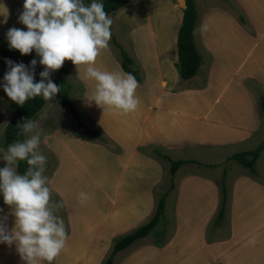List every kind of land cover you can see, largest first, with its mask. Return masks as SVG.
<instances>
[{
	"label": "crops",
	"instance_id": "0c3cea01",
	"mask_svg": "<svg viewBox=\"0 0 264 264\" xmlns=\"http://www.w3.org/2000/svg\"><path fill=\"white\" fill-rule=\"evenodd\" d=\"M235 1L256 33L250 36L224 8L206 14L200 19L201 23L198 22L201 25L198 35L205 52L202 61L210 62L203 76L181 81L176 66L179 61L177 32L181 23L176 34L161 27L158 38L162 45L152 52L155 59L153 70L147 68L143 56L140 57V65L148 72L144 92H141L146 100L138 95L137 108L128 114H119L109 108L103 110L90 100L83 102L92 124L117 147V154L107 151L100 155L101 172L96 165L98 177L101 176L100 187L93 182L107 202H111L112 209L104 212L97 204L93 208V188L90 185L69 194L67 198L75 200L67 206L75 211L70 215L74 220L65 235L64 248L52 264H102L115 237L130 232L141 222V216L152 212L156 205L154 191L159 190L165 168L160 161L163 157L157 155L155 158L151 152L141 154L142 145H155L163 154L172 151L188 153L206 147L225 151L232 147L235 151L226 154V158H230L264 142V113L258 107L259 98L256 99L249 85L251 81L257 82L258 89L263 88L261 94H264V0ZM178 2V6L173 3L172 7L184 10V1ZM169 13L168 17L175 18V14ZM21 27L22 30L25 28L22 24ZM198 51L200 53L199 48ZM79 76L83 77L82 71ZM85 82L94 81L86 79ZM56 140L52 148L57 162L49 189L62 198L66 188L63 181L59 183L56 179L65 177L71 181L74 171L87 164L90 151L94 148L99 151L100 147L83 143L68 133ZM236 148L244 149L238 151ZM263 157L264 149L256 164L258 175L255 177L240 164L243 169H237L234 174L231 170L227 172L231 204L226 237L222 236V226L212 224L220 203V181L209 174L183 170L187 164L173 177L174 222L169 227L171 235L165 245L159 248L153 241L143 239L118 253L114 264H264ZM98 161L95 159L96 163ZM221 162L218 160L214 167ZM78 181L86 186V179ZM81 192L86 193L83 202L79 197ZM120 201L129 209L116 207ZM93 213L101 215L97 229L91 224ZM2 214L7 216L6 222L11 228L9 223L12 225L14 218L10 209L4 208L0 217ZM107 224L103 232L102 227ZM249 239L255 242L248 244ZM0 264L24 262L14 245L0 243ZM37 264L49 263L37 261Z\"/></svg>",
	"mask_w": 264,
	"mask_h": 264
},
{
	"label": "clouds",
	"instance_id": "9594fccd",
	"mask_svg": "<svg viewBox=\"0 0 264 264\" xmlns=\"http://www.w3.org/2000/svg\"><path fill=\"white\" fill-rule=\"evenodd\" d=\"M18 22L26 30L9 28L5 34L8 48L21 55L34 51L39 60L33 58L28 66L5 61L7 70L0 88L11 101L23 105L36 96L49 101L60 91L50 73L70 60L76 67L85 66V79L94 81L90 101L97 107L119 114L137 108L134 76L93 66L100 50L108 45L112 23L101 0L88 4L84 0H23ZM37 63L43 66L38 74L41 79L33 82ZM17 136L23 139L0 147V160L5 162L0 167V197L14 218L9 228L7 216L0 217V243L14 245L24 264L51 262L65 245L63 221L54 214L61 204L50 201L47 177L43 175L46 157L38 148L41 133L37 123L31 119L18 123ZM19 161L27 165L23 174L16 171ZM79 197L83 202L86 193L81 192Z\"/></svg>",
	"mask_w": 264,
	"mask_h": 264
},
{
	"label": "rangeland",
	"instance_id": "374dc122",
	"mask_svg": "<svg viewBox=\"0 0 264 264\" xmlns=\"http://www.w3.org/2000/svg\"><path fill=\"white\" fill-rule=\"evenodd\" d=\"M178 1L179 0H134L132 3H130L120 11L116 12L115 14L109 15V17L112 20V23L110 25L111 36L108 41L107 47L101 49L100 52L98 53L93 66L101 71H109L121 75L125 74L120 64L121 56L119 54V49L113 43V39H116V41L123 47V49L127 52V54L130 55L137 64L139 63V68H140L139 74L141 78L139 81L135 79L137 81V88L135 89V93L137 98L138 95H141L142 100H146L145 95L141 92H144L143 89L145 88L144 86L146 85V77L148 78V72L146 69H144L142 65H140L141 62L140 57L143 56L142 59L146 61V67L153 70V68L155 67L154 64L155 59H154V54L152 52L154 51L155 48L156 49L161 48L162 45L161 43L162 40L158 38L160 28L165 27L167 28L168 31H172L173 33L176 34V29L178 25L181 23L183 9L172 7L173 3L178 6L179 3ZM84 2L85 4H88L91 2V0H84ZM22 4H23V0H0V40L7 42L5 34L9 28L12 27L20 28L21 23L18 22V16L22 11ZM195 4L199 17V23H201L200 19L205 17L206 14H209L211 11L217 12L220 8L226 9L235 18H236L235 13L242 11L239 9L238 4H236L235 0H195ZM168 13L175 14V18L172 19L170 16L168 17L167 16ZM199 23H197L195 30V38H196L195 42L200 50L202 58H204L203 54L205 52L203 50V45L201 42L202 39L201 36L198 35V33L200 34V29L198 31V28L201 27ZM20 29H22V27ZM244 29L249 33L250 36H253L256 33L254 26H252L250 23L248 24V27H244ZM23 30H26V27ZM137 51H138V57H137ZM23 57L27 66L29 64V61L32 60L33 58H36L37 61L39 60V57L36 56L34 51L30 52L29 54L23 55ZM66 64L68 69L67 81L69 85V96L80 115L79 121H77V119L75 118V116L72 114V112L68 107L61 106L60 104H58L54 97H52L49 101L45 100L44 107L38 113V115L33 119V121L37 123L41 133L40 144L38 145V148L40 153L46 157L43 175L47 177V186L50 187L49 186L50 177H52V175L55 174V172L53 173V171L57 161L52 145L55 142L56 138H58L59 136L62 137L63 135L68 133L69 136H73L77 138L79 141H82L83 143H93L92 146L96 145L100 147V150L97 151L94 148L92 152L90 151V154L87 157V161H88L87 164L83 167L82 166L79 167L78 171H74V174L73 172H71L70 174L71 177L72 174L74 175L71 181H67L65 177L56 179V182L59 183L63 181L64 187L66 188L64 196L62 198L55 196L50 191V201L53 203L61 204V207L56 209L54 214L57 215L63 221L65 235L68 233L70 223L74 220V217L70 215L75 213V211H73L71 207H67L69 206L68 203L70 201H75L67 198L69 197V194H71L74 190L84 189L85 187L88 188V185H90L91 188H93L92 190L93 197L91 200L93 201L92 202L93 208H96V206L98 205L99 208L104 212L110 211L112 209L111 202H107L108 200L105 199L102 192L97 188V186L95 187L93 182H97L98 186L100 187L99 180L101 176L98 177L99 171L101 172L100 155H102V153L104 152L107 153V151L108 153H113V154H117L118 152L116 146H112L114 145V142L112 140H110V142L108 140V143H103L104 144L103 145L100 142V140L94 139L95 137L91 133L90 134L88 133L87 128L105 134L94 124H92L93 122H91V118L87 113L83 103L85 100H91L94 91V82H90V83L85 82L86 80L84 77L85 66L83 65L77 66L76 69V66H74L70 60H67ZM207 64L208 63L206 61H202L197 76L200 75L203 76L208 66L210 67V62L208 65ZM79 71H82L83 73L82 78L81 76H79ZM4 73L5 71L3 70V67L0 63V81H2ZM87 81L90 80L87 79ZM83 82H85V84ZM249 85L251 87L250 89H252L253 91L254 96L258 100L259 95L262 92L257 87L259 84L255 81H251ZM12 103L14 102L11 101L4 93L3 89L0 88V139L3 137L5 127L7 126V124L11 119ZM58 140H56V142H58ZM154 149H156L155 145L152 144L142 145L139 149V152L141 154L151 152L155 155L154 157L157 158L156 156L159 154H157ZM236 149L240 151V149H244V148H236ZM252 149H254V146ZM234 151L235 149L232 147L226 149L225 151L220 150L218 148L210 149V147H206L203 150L192 151V152L188 151V153L184 151H172L169 153L166 152V155H168L174 161L179 159L182 160L198 159L195 161V163H190L188 165L186 164L187 166L184 165L185 167L183 170H187L188 172H193V173H203L205 175L209 174L212 175L216 180H219L221 182L222 180L221 172L223 171H219L220 169L222 170L223 168H225L227 171L231 170L232 171L231 173L233 174L234 171H236L237 169H238L237 171H239L240 168L243 169L238 163L233 162L231 160L227 161V159L229 158H226V154ZM154 157L152 156L153 159ZM95 159H99V161L96 163ZM165 160L164 159L160 160L165 168V172H164V179L162 176V182L158 185L157 189L159 190L154 191V195L156 199L160 198V196L164 194V192L168 189V185H169L167 183V180L170 178L168 171L170 170L171 164L168 160L167 161ZM218 160L222 161L221 164L218 167H214V165L217 163ZM261 160L264 161V157ZM4 164L5 162L0 160V167H3ZM97 164L99 165L98 166L99 171L96 168ZM17 165H16V171H17ZM81 178L86 179V183H85L86 186L79 184L78 180H80ZM228 181L229 179L227 178L226 182ZM168 198L169 199H167L168 203H167V210L165 216L159 223L158 227L155 229L156 231L161 230L164 226L167 225L170 227L173 226L174 214L172 213V209L175 202V192L172 191ZM118 205L116 207L129 209L122 201L118 202ZM4 208L9 209V206L5 205L3 203L2 197H0V209L3 210ZM154 211H155V207L148 216L145 217L141 216L139 218L141 222H139L137 227L146 223L153 216ZM3 216L5 215L2 214V217ZM100 217H101L100 214L97 213L92 214L91 224L94 229L99 228L98 225L100 224ZM212 224L215 225L214 222ZM9 226L12 227L10 223ZM107 227L108 224L105 227H102L103 228L102 231L105 232ZM137 227H135L134 229H136ZM221 230L223 231L222 236L226 237L229 233V217H227V219L224 221ZM103 232H101V234H103ZM155 234L156 233L153 232L151 235L147 236L144 240L146 242L154 241L153 235L155 236ZM118 236L120 235H117L116 237ZM87 252L88 250L85 251L84 253Z\"/></svg>",
	"mask_w": 264,
	"mask_h": 264
},
{
	"label": "trees",
	"instance_id": "16d2710c",
	"mask_svg": "<svg viewBox=\"0 0 264 264\" xmlns=\"http://www.w3.org/2000/svg\"><path fill=\"white\" fill-rule=\"evenodd\" d=\"M134 0H101L104 5V11L109 16L111 14H115L120 11ZM185 1V9L183 10L182 22L177 32V49H178V57L179 61L177 63V67L180 73L181 81H188L195 77L198 74L199 68L202 64V57L198 51V46L196 45L195 38V30L197 23L199 22V17L196 9L195 0H184ZM238 22L244 26L248 27L249 21L244 13L237 12L235 13ZM111 36V35H110ZM113 43L118 47L119 54L121 56L120 64L125 73H130L134 78L139 81L141 76L139 74L140 68L139 63L137 64L130 55L123 49V47L113 39ZM6 60H11L13 62H23L25 65L24 57L21 55L18 50L9 49L7 46V42L0 40V63L3 67V70L6 71ZM65 60L62 66L50 73V79L55 83L60 91L54 96L55 100L61 106H66L70 109L72 114L75 116L77 121L80 119V115L76 110L73 102L69 96V85L67 81L68 69ZM27 66V65H26ZM43 66L37 63L34 72V81L37 82L41 78L39 77V72L42 70ZM260 91H263L261 88ZM45 105V100L36 96L32 99L26 100L23 105H17L15 102L12 103V115L9 123L5 127L3 137L0 139V147L7 148L9 143H12L16 140H22V136H17V125L18 123H23L26 119L33 120L38 113L42 110ZM258 107L261 112L264 113V94L259 96ZM88 133L92 134L95 138L100 140V142L108 143L110 139L103 133L97 132L91 129H88ZM104 145V144H103ZM112 146H115L112 145ZM117 148V147H116ZM264 149V142L259 144L255 149L242 151L233 154L228 160L235 161L240 164L243 168L249 170L252 176H257L256 164L260 157L261 152ZM159 156L163 157L170 162V178L167 180L168 189L160 196V198L156 199L155 211L153 216L144 224L140 225L136 229L122 234L116 237L113 240L112 248L110 253L107 255L102 264H114L115 258L118 253L129 249L137 242L145 239L147 236L151 235L155 232L154 237V245L162 248L166 241L169 239V227L164 226L161 230L156 231L155 229L158 227L159 223L163 219L166 213V204L167 199L170 193L174 190L175 184L173 181V177L183 165L195 163L193 160H171L166 154L161 153L159 150L154 149ZM27 165L25 161H19L17 165V171L20 174H23ZM227 170H223L222 180L219 182V190H220V203L217 215L214 219V224L217 226H222L224 221L229 217L230 211V193L227 186ZM48 262L49 264H52Z\"/></svg>",
	"mask_w": 264,
	"mask_h": 264
}]
</instances>
